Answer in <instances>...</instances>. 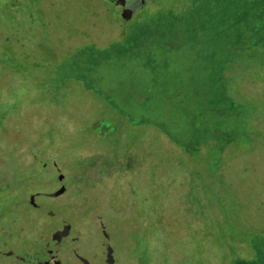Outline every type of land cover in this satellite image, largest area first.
<instances>
[{
	"label": "rangeland",
	"instance_id": "1",
	"mask_svg": "<svg viewBox=\"0 0 264 264\" xmlns=\"http://www.w3.org/2000/svg\"><path fill=\"white\" fill-rule=\"evenodd\" d=\"M232 2L0 0V264H264V33Z\"/></svg>",
	"mask_w": 264,
	"mask_h": 264
},
{
	"label": "trees",
	"instance_id": "2",
	"mask_svg": "<svg viewBox=\"0 0 264 264\" xmlns=\"http://www.w3.org/2000/svg\"><path fill=\"white\" fill-rule=\"evenodd\" d=\"M231 8V14L228 16L233 21L231 37L245 40L264 33V0H233ZM250 55L259 57L256 52ZM260 61L264 65V55Z\"/></svg>",
	"mask_w": 264,
	"mask_h": 264
},
{
	"label": "flooded vegetation",
	"instance_id": "3",
	"mask_svg": "<svg viewBox=\"0 0 264 264\" xmlns=\"http://www.w3.org/2000/svg\"><path fill=\"white\" fill-rule=\"evenodd\" d=\"M122 2L125 4V6L128 9H132V10H135V12H137L138 9L143 8V6L147 5L149 0H122ZM59 250H60V247H59ZM64 251H65V255L64 256H62L61 251H59L60 261L58 263H54V264H67V263H65V259H66V248L65 247H64ZM29 260H34V261H39V262L48 261V260L28 259L24 264H28ZM48 262H50V261H48ZM50 263H53V262H50Z\"/></svg>",
	"mask_w": 264,
	"mask_h": 264
},
{
	"label": "water",
	"instance_id": "4",
	"mask_svg": "<svg viewBox=\"0 0 264 264\" xmlns=\"http://www.w3.org/2000/svg\"><path fill=\"white\" fill-rule=\"evenodd\" d=\"M112 1H113L114 5H115V8H118V7L121 8V7H124L125 6V4L122 2V0H112ZM132 12H134V11H132ZM124 13H125V16H127V15L130 14V12L128 10H125ZM41 211L43 213L47 214V215L55 216V213L52 210L41 209ZM56 220L58 222H61V219L58 218V217H56ZM59 246H60V251L62 253V256H64L65 255L64 247L62 245H60V244H59ZM28 264H54V263H50L48 261L39 262V261L29 260Z\"/></svg>",
	"mask_w": 264,
	"mask_h": 264
}]
</instances>
